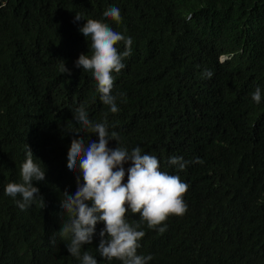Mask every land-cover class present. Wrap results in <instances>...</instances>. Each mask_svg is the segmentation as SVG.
Returning <instances> with one entry per match:
<instances>
[{
	"label": "trees",
	"instance_id": "obj_1",
	"mask_svg": "<svg viewBox=\"0 0 264 264\" xmlns=\"http://www.w3.org/2000/svg\"><path fill=\"white\" fill-rule=\"evenodd\" d=\"M112 6L120 24L103 16ZM88 19L133 41L125 68L113 73L117 113L92 74L75 67L91 54L79 31ZM81 105L119 134L120 146L156 156L189 186L187 212L170 216L164 233L141 224L138 254L151 255L149 264H264V0H0V264H81L58 234L68 219H60L63 192L77 187L67 168L72 134L98 142L74 119ZM27 145L47 169L34 183L45 208L37 198L21 210L19 196L5 195L21 182ZM171 156L190 163L180 171ZM197 158L203 163H191ZM103 227L82 254L122 264L96 250Z\"/></svg>",
	"mask_w": 264,
	"mask_h": 264
},
{
	"label": "clouds",
	"instance_id": "obj_2",
	"mask_svg": "<svg viewBox=\"0 0 264 264\" xmlns=\"http://www.w3.org/2000/svg\"><path fill=\"white\" fill-rule=\"evenodd\" d=\"M103 16L116 24L122 22L120 9L115 6L105 10ZM80 20L84 19L79 13L75 14V21ZM79 31L86 38L91 54H81L75 67L92 74L102 103L109 106L112 113H117V98L112 94L115 85L113 73L118 74L125 68L123 61L131 55L133 41L114 30L109 23L96 19L86 20ZM121 43L125 46L123 52L119 48ZM60 70L64 75H72L64 61H61ZM205 75L211 78L213 73L206 70ZM252 100L257 104L261 102L260 88L255 89ZM74 119L86 132L97 135L98 142L81 135L80 131L72 134L74 138L67 153V168L75 175L77 187L72 195L63 192L60 219L62 215L68 219L61 223L59 236L70 238L67 251L81 264H98L89 251L82 254V248L93 244L96 226L103 223L96 248L102 258L122 264H149L153 259L151 255L138 254L140 241L145 236L141 224L146 223L148 228L164 233L170 216H183L187 212L184 196L188 184L178 175L161 170L158 158L142 152L140 147L129 151L120 146L119 134L115 131L110 133L106 122L90 120L83 105L76 109ZM110 141H115L117 147L110 148ZM188 163L183 157L171 156L168 160L170 166H176L180 171ZM191 163L202 164L203 161L197 158ZM125 165L130 166L126 169ZM46 172L43 162L27 145L26 159L20 167L21 182L7 184L5 195L13 199L19 196L21 199L17 200V205L21 210L37 198L45 208L44 198L34 183L45 181ZM125 177L127 183H124ZM129 212L133 216L138 215L139 220L130 222ZM55 237L51 240L53 244Z\"/></svg>",
	"mask_w": 264,
	"mask_h": 264
},
{
	"label": "rangeland",
	"instance_id": "obj_3",
	"mask_svg": "<svg viewBox=\"0 0 264 264\" xmlns=\"http://www.w3.org/2000/svg\"><path fill=\"white\" fill-rule=\"evenodd\" d=\"M224 58H221L220 60L222 61Z\"/></svg>",
	"mask_w": 264,
	"mask_h": 264
}]
</instances>
